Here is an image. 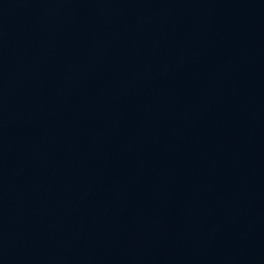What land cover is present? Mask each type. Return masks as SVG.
<instances>
[{
    "label": "water",
    "instance_id": "water-1",
    "mask_svg": "<svg viewBox=\"0 0 264 264\" xmlns=\"http://www.w3.org/2000/svg\"><path fill=\"white\" fill-rule=\"evenodd\" d=\"M0 264H264V0H0Z\"/></svg>",
    "mask_w": 264,
    "mask_h": 264
}]
</instances>
